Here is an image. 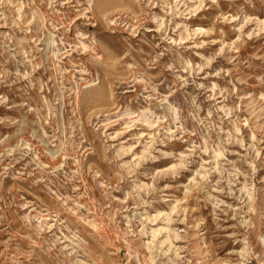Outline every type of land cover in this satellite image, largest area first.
I'll list each match as a JSON object with an SVG mask.
<instances>
[{
	"label": "rangeland",
	"instance_id": "374dc122",
	"mask_svg": "<svg viewBox=\"0 0 264 264\" xmlns=\"http://www.w3.org/2000/svg\"><path fill=\"white\" fill-rule=\"evenodd\" d=\"M0 264H264V0H0Z\"/></svg>",
	"mask_w": 264,
	"mask_h": 264
}]
</instances>
